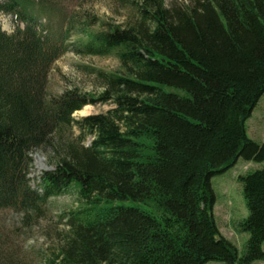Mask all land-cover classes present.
<instances>
[{
    "label": "trees",
    "instance_id": "trees-1",
    "mask_svg": "<svg viewBox=\"0 0 264 264\" xmlns=\"http://www.w3.org/2000/svg\"><path fill=\"white\" fill-rule=\"evenodd\" d=\"M35 4L0 0V13L25 24L12 33L0 26V209L39 215L50 197L78 192L68 233L47 264L264 260V166L239 176L249 211L240 223L249 232L243 255L217 225L211 184L241 157L264 163V143L247 133L264 94V0H143L130 23L69 21L57 31L50 22L40 30L38 21L58 14L66 23L63 11ZM71 31L77 52L120 62L97 71L98 95L48 93L49 70ZM99 102L114 106L74 117ZM42 147L54 162L41 193L28 174Z\"/></svg>",
    "mask_w": 264,
    "mask_h": 264
},
{
    "label": "rangeland",
    "instance_id": "rangeland-1",
    "mask_svg": "<svg viewBox=\"0 0 264 264\" xmlns=\"http://www.w3.org/2000/svg\"><path fill=\"white\" fill-rule=\"evenodd\" d=\"M4 1V0H1ZM56 5L66 15V23L58 14L40 16L39 29L52 25L55 31L60 25L67 26L69 21L76 23L101 24L103 21L126 24L135 20L138 4L143 0H33ZM167 6L186 5L191 0H164ZM39 4H35L38 7ZM0 26L12 33L17 26H25L10 13H0ZM40 29V30H41ZM52 31V30H50ZM53 32V31H52ZM71 31L65 43L70 45L51 66L47 89L51 96L62 94L67 89L78 88L95 95L104 89L99 79L98 70L115 71L120 68L119 60L113 55H94L77 52L73 43L77 33ZM74 33V34H73ZM65 34H62L64 37ZM114 105L111 103H96L84 106L74 113L76 119L85 115L100 114L108 111ZM76 134L79 133L75 127ZM247 133L257 142L264 143V94L259 99L251 117L247 121ZM89 137L86 144L91 142ZM32 163L29 167V183L31 187L42 193L41 176L53 168L54 152L52 149L39 148L31 153ZM264 163L247 161L239 158L236 164L224 172L216 173L211 179L215 195L213 213L217 225L243 255L247 248L249 232L244 231L240 223L248 216L249 211L243 194L239 176L260 169ZM78 192L69 189L59 195L50 197L45 210L39 215L26 213L11 208L0 209V264H47L56 253L63 238L68 233L66 214L76 208ZM264 249V243L262 245ZM206 264H226L211 260ZM254 264H264L257 260Z\"/></svg>",
    "mask_w": 264,
    "mask_h": 264
}]
</instances>
